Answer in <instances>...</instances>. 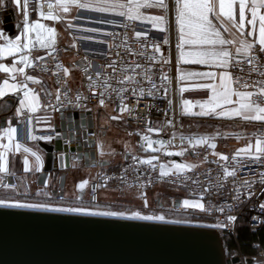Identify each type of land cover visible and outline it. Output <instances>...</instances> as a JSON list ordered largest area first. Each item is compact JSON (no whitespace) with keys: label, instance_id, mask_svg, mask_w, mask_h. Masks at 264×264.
<instances>
[{"label":"built area","instance_id":"obj_1","mask_svg":"<svg viewBox=\"0 0 264 264\" xmlns=\"http://www.w3.org/2000/svg\"><path fill=\"white\" fill-rule=\"evenodd\" d=\"M37 6L38 0H29V14H34ZM70 24L72 27L67 26L66 33L75 47L62 43L57 38L54 50L40 49L37 45L31 57L33 67L25 70V74L41 81L39 84L28 82L29 87L39 94L41 107L52 111L56 116L60 113L91 112L101 107L99 94L104 89L99 85L107 79L111 87L105 93V105H110L116 114H120L121 104L126 105L129 111L123 114L134 126L139 137L158 130L168 145L174 148L182 146L184 140L193 133V126L179 108L178 63L172 26L167 31H159L146 22L131 21L113 13L88 9H78ZM136 32L145 36L138 40ZM165 39L167 44L164 43ZM153 45H157L159 51ZM68 55L71 56L72 64L80 77L77 86L72 85L69 75L66 77L63 70L56 67L59 64L68 68ZM113 61L116 62L115 72L107 67ZM243 67L244 73L239 68L230 69L233 78L244 76L246 80L249 79L248 64L245 63ZM84 68H88L87 73ZM97 73L100 74L99 79ZM129 76L132 77L131 80L126 79ZM250 79L259 81L264 77L253 72ZM120 80L125 82L121 84L118 82ZM89 85L93 87L90 89ZM233 87L245 90L239 84H233ZM113 89L126 91L117 92ZM247 90L256 91L258 86ZM58 91L59 102L56 99ZM93 92L96 93L95 96ZM22 116L29 118L30 113L23 111ZM31 118L34 122V117ZM261 136H264V123L260 128ZM96 139L97 131L93 123L86 142L95 148ZM187 149L203 164L195 166L192 171L186 170L162 177L159 159H145L134 154L117 171L98 172L87 188L88 200L96 203L99 194L106 190L117 193L134 190L144 197L158 187L168 186L182 191L184 197L200 200L205 205L206 211L201 212L185 209L181 199H175L171 206L161 203L159 207L167 213L186 214L204 221L178 222L179 224L213 228L222 239L235 235L240 220H244L253 232L264 230V209L261 208L264 205V163L255 162L240 154L229 155L227 160L217 159L212 156V149L208 144ZM144 160H152V164L141 163ZM88 167L100 168L97 155L95 159H89ZM226 171L233 172L234 175L227 176ZM2 185L16 190L19 188V181L16 176L11 175L2 179ZM54 199L58 203H65L67 200L60 190ZM229 216L235 217V220L230 222ZM217 224L221 227H212ZM260 254L263 258V251ZM233 256L239 257L240 262L245 264L246 256L234 254L230 257Z\"/></svg>","mask_w":264,"mask_h":264},{"label":"snow or ice","instance_id":"obj_2","mask_svg":"<svg viewBox=\"0 0 264 264\" xmlns=\"http://www.w3.org/2000/svg\"><path fill=\"white\" fill-rule=\"evenodd\" d=\"M14 3L18 8L23 9V22L22 31L15 39H10L5 36L3 32H0V40L3 43L0 44V61L7 58H11L12 62L10 66L0 62V73L7 74L11 78L4 79L2 85H0V98L12 93H22V99L19 100L20 107L16 109L17 113H21L22 110L27 109L31 113L37 112L41 107L39 94L29 87V83L39 84L40 80L32 75L25 74V69L33 67L32 52L39 45L40 49L54 50L56 44V30L53 27L47 26L45 23H41L39 20L30 23L29 22V0H14ZM175 5V22L178 26L179 43L178 49H183L185 46L191 50L184 52L181 50L180 59L184 63L188 64H200L208 67H214L221 69L220 72H203V73H190L189 75L200 76L206 78L209 81L218 80V84L208 83L201 85L202 88L211 91V96L205 104L199 106L202 111L200 114L216 113L217 115H223L228 118L241 117L244 120H254L264 122V79L259 81H251V76L255 72L260 77H264V0H174ZM238 5V11H237ZM48 11L45 12L44 4L38 5L39 16L45 21H59L63 17L59 13H68L70 9H88L94 12H111L114 15L124 17L127 20L135 21L141 20L143 22L151 23L159 31H165L163 27L165 23V17L161 15L157 16H145L142 9L160 8L165 12L168 10V4L165 0H49L46 5ZM250 11V18L246 15V12ZM68 27H72L71 24ZM87 31H95L94 29H87ZM105 35H108L105 33ZM136 38L139 40L145 34L136 32ZM251 37V39H249ZM103 43V41H100ZM167 44V39L164 40ZM258 45V47H257ZM75 47V45H72ZM156 51H159L157 45H153ZM51 55V51L49 52ZM43 59V57H40ZM167 63L168 61H163ZM115 61L107 65L115 72ZM247 63V75L249 79H245L244 76H237L233 78L230 69L239 68L241 73L245 72L243 65ZM58 69H62L65 76L69 75L70 69L62 67L57 64ZM139 67V65H137ZM85 73L88 72V68H84ZM23 77L22 80L17 81V76ZM100 78V74L97 73V79ZM184 77H181L183 79ZM89 80H92L91 76H88ZM131 80L132 77H126ZM59 82V81H58ZM124 83V80L118 81ZM233 84H239L240 88L245 89L241 91L233 87ZM258 86L256 91H248L247 89ZM93 85H89L91 89ZM104 91L100 92L99 105H105V93L111 87L108 80L105 79L99 85ZM113 91L123 92L126 89H113ZM183 91V89H181ZM95 96L96 93L93 92ZM233 97L237 99L234 100ZM255 98V99H254ZM56 99L59 102L60 93L57 92ZM185 111L191 107V102L185 101ZM238 107L231 108L223 113H217V109L224 108L227 105L237 104ZM120 113L129 111L126 105L121 104L119 108ZM112 120L119 119L118 116H112ZM31 124V120H29ZM16 128L9 127L3 131L0 135V140L7 139V144H0V148L4 151H0V172H7V158L6 153L12 151H20L21 145L16 142ZM151 131V129H149ZM32 139H37L32 137ZM44 139H49L44 137ZM148 142V147H152V141L147 136L144 137ZM208 144L207 138H201L194 141L195 145ZM210 148H215L214 143L209 144ZM25 153H30L35 157L37 168L41 166V158L35 152L27 147L23 148ZM244 154L255 162L264 163V136L257 137L254 144H249L247 147L240 149L238 154ZM172 155V153H168ZM182 153H175V155H181ZM215 155V153H213ZM101 155L103 152L101 151ZM220 159L227 160L228 157L221 155ZM141 163L152 164V160H144ZM25 171H29L28 160H24ZM194 166L190 165H176L175 168L178 172H182L185 169L192 171ZM171 173L165 171L163 167L160 170V176H168ZM227 176H233V172H227ZM123 179V177H121ZM247 183V182H246ZM264 183V180H262ZM88 184V181H82L78 185V189L83 191ZM203 199V197H201ZM0 206L3 207H16V208H30L39 211L48 212H60L70 213L75 215L86 216H114L123 219L143 220V221H158L164 223H178L179 221L167 220L165 215H142L140 212H133L131 215H124L118 212H106V211H93L83 207H57L47 204H26V203H6L0 199ZM143 206L148 207V201L145 197L143 199ZM183 207L185 209L199 210L201 212L206 211L205 205L200 200L190 201L184 200ZM264 209V205H261ZM222 212L223 209H220ZM230 222L235 220V217L229 216ZM225 227L227 225H224ZM212 227H221V225H212Z\"/></svg>","mask_w":264,"mask_h":264},{"label":"crops","instance_id":"obj_3","mask_svg":"<svg viewBox=\"0 0 264 264\" xmlns=\"http://www.w3.org/2000/svg\"><path fill=\"white\" fill-rule=\"evenodd\" d=\"M48 2L49 0H38V5L44 4V11L47 12L48 9L46 5ZM52 2H54V0H52ZM93 2H95V0H93ZM22 3L23 0H21V4ZM165 3L169 6L167 12L160 8L142 9V12L145 16H164L165 23L163 27L165 31L172 26L173 41L178 63L179 108L181 113L193 126V133L184 140V144L178 148H174L168 145L165 139L159 135L158 130H156L147 135L148 139L152 141V147L149 148L148 142L145 141L144 137H139L135 133L134 126L126 119L123 113L116 114L110 105H104L90 112L91 119L97 131L95 152L100 161V168H89L83 161H70L68 168L64 166L59 172L50 175L41 182V176L45 165V152L39 146V143L50 141L54 131V125L58 123V119L52 111L45 110L42 107L35 113H31L27 109H24L18 114L16 109L20 107L19 100L23 98L22 93H9L0 98V135L3 134V131L7 129L9 125L16 128V142L20 143L21 149L18 152L13 149L6 153L8 171L6 173L0 172V199L9 204L26 203L47 204L57 207H84L93 211H122L124 215H131L133 212H140L142 215H163V213L167 212L159 207L161 203L166 206H171L175 199H181L182 202L184 200H194L184 197V193L178 189L162 187L163 189H171L173 193L169 195L162 189H157L158 191L154 193L152 191L143 197L134 190H125L119 193L106 190L99 194L96 203H91L87 198V188L89 184L95 180L98 172L117 171L125 161L134 154L141 155L145 159H159L161 167H163L165 171L177 173L178 171L175 168L176 165H190L195 167L203 164L201 160L194 158L187 151V147L200 148L206 145L201 144L194 146V141L197 139L207 138L208 145L214 143L216 147L214 149L211 148V154L217 159H220L221 155L228 157L229 155L238 154L240 149L255 143V139L260 136V128L264 122L244 120L241 117L228 118L223 115H217L216 113L200 114L204 110L201 109L199 105L207 103L211 96V91L202 88L201 85L208 83L218 84L219 81H209L206 78L189 74L209 71L220 72L221 69L200 64H186L180 59L181 50L188 52L191 49L187 46L183 49L177 48V44L179 43V32L175 22L176 12L174 0H165ZM6 9H12L14 11L18 22V26H16L13 35H9L4 31L3 13ZM77 10L78 9L73 8L70 9L68 13H59V15L63 17L62 20L45 21L40 18L37 6L35 13L29 14V22L33 23L39 20L41 23L53 27L56 30V38L60 42L73 45L66 33V28L74 19ZM22 11V7L18 8L14 0H0V32H3L6 37L15 39L22 31ZM246 15L250 18V11H247ZM149 24L155 28L153 24ZM249 39H251V37H249ZM2 43L3 40H0V44ZM0 62L10 66L12 60L11 58H7ZM67 63L70 69L69 78L72 85L77 86L79 85L80 77L72 64L70 55L67 56ZM181 77L184 78L181 79ZM6 78L9 79L10 83L16 82L12 81L7 74L0 73V85H2L3 80ZM22 79V76H17V81ZM181 89H183V91H181ZM233 99L236 100L237 98L233 97ZM185 101L191 102V107L187 111H185ZM235 107H238V103L219 108L217 109V113H223ZM23 111L29 112L30 117L23 118ZM31 116L34 117V122ZM112 116H118L119 119L112 120ZM29 120H31V124H29ZM32 137H36L37 139H32ZM44 137H48L49 139H44ZM0 144H7V139L0 140ZM24 147L29 148L31 152H35L40 156L41 166L39 169L37 168L35 157L30 153H25L23 151ZM0 151H4V149L0 148ZM101 151L103 155H101ZM168 153H172V155ZM175 153L182 154L175 155ZM213 153H215V155ZM240 155L244 154L240 153ZM25 159L28 160L29 171H25ZM186 170L187 169L184 171ZM62 174L65 175V181L63 187H60V176ZM11 175L16 176L19 181V188L16 190L8 189L2 185V179ZM82 181H88V184L83 191H80L78 185ZM58 190L65 195L67 199L65 203H58L54 199ZM145 197L148 201V207L146 208L143 206V199Z\"/></svg>","mask_w":264,"mask_h":264},{"label":"water","instance_id":"obj_4","mask_svg":"<svg viewBox=\"0 0 264 264\" xmlns=\"http://www.w3.org/2000/svg\"><path fill=\"white\" fill-rule=\"evenodd\" d=\"M3 24L13 35L18 22L12 9L4 11ZM56 118L50 141L39 143L45 152L41 182L70 161L88 167L96 157L86 142L93 126L90 112ZM60 180L63 187L64 174ZM0 264L243 263L226 256L223 239L210 227L0 206ZM245 264H264V258L249 256Z\"/></svg>","mask_w":264,"mask_h":264},{"label":"trees","instance_id":"obj_5","mask_svg":"<svg viewBox=\"0 0 264 264\" xmlns=\"http://www.w3.org/2000/svg\"><path fill=\"white\" fill-rule=\"evenodd\" d=\"M190 219L197 217L189 216ZM225 253L231 256L233 251H238L245 256H256L259 251L264 253V230L251 231L244 220L238 222L236 233L223 239Z\"/></svg>","mask_w":264,"mask_h":264},{"label":"rangeland","instance_id":"obj_6","mask_svg":"<svg viewBox=\"0 0 264 264\" xmlns=\"http://www.w3.org/2000/svg\"><path fill=\"white\" fill-rule=\"evenodd\" d=\"M260 137V136H259ZM168 186H165V187H163V188H167ZM162 187H158L157 189L158 190H160V189H162L165 193H167V194H171V193H173V191L171 190V189H163ZM168 188H171V187H168ZM157 189H155L154 191H153V193L154 192H156V191H158ZM84 208V207H83ZM114 211V210H113ZM115 212V211H114ZM116 212H120V213H123L122 211H116ZM146 214V213H145ZM163 215H165V217H166V219L167 220H175V221H179V222H185V223H188V222H204L203 220H196V219H190L189 218V215H186V214H180V213H170V212H168V213H163ZM207 223H210V222H208L207 221ZM225 238H227V237H225ZM260 252L261 251H259L257 254H256V256L257 257H262V256H260L261 254H260ZM234 254H238V256H241V255H243V256H245L244 254H242L241 252H238V251H233L232 253H231V256L232 255H234ZM241 254V255H240ZM264 254V253H263ZM246 257H249V256H246ZM263 258H264V256H263Z\"/></svg>","mask_w":264,"mask_h":264}]
</instances>
